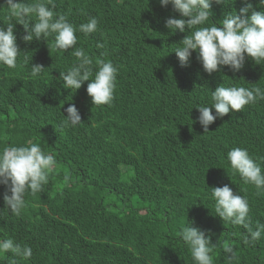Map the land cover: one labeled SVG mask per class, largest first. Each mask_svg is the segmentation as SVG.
<instances>
[{
	"label": "trees",
	"instance_id": "1",
	"mask_svg": "<svg viewBox=\"0 0 264 264\" xmlns=\"http://www.w3.org/2000/svg\"><path fill=\"white\" fill-rule=\"evenodd\" d=\"M249 3L264 10L259 0ZM53 4L77 29L97 18V31H77L74 47L94 65L112 62L116 87L110 106L92 105L87 81L75 93L63 89L59 76L77 62L73 49L53 51V37L25 44L23 27L15 25L17 67H0V150L31 142L58 161L43 191L25 195L20 216L5 207L0 185V239L33 251L17 264H193L178 236L187 223L210 237L214 264H225L226 255L235 257L233 264H264V233L244 244L246 230L216 217L208 198L210 188L228 185L248 200L253 230L264 224V193L231 175L226 159L234 147L246 148L264 172V100L217 119L209 132L192 123L193 107L210 106L219 84L264 88V65L246 59L237 73L224 67L209 76L193 53L181 67L174 50L187 33H169L165 21L180 16L158 0ZM243 6L240 0L213 4L212 22ZM5 16L0 10V26L6 27ZM31 65L44 68L37 78L29 75ZM70 105L81 117L76 125L65 122Z\"/></svg>",
	"mask_w": 264,
	"mask_h": 264
},
{
	"label": "clouds",
	"instance_id": "2",
	"mask_svg": "<svg viewBox=\"0 0 264 264\" xmlns=\"http://www.w3.org/2000/svg\"><path fill=\"white\" fill-rule=\"evenodd\" d=\"M240 2L244 6L239 13L226 12L217 24L211 19L212 5L231 4L235 0H158L161 7L171 5L172 10L180 16L179 19L169 17L165 21L169 33H187L174 50L181 67L188 66L193 53L209 76L224 67L237 73L244 67L246 59L255 65H264V10H253L249 0ZM258 6L264 9V0H259ZM0 10L6 13L8 21L6 27L0 26V67H17L21 51L14 31L15 25H21L26 33L21 37L25 44L53 37V51L63 53L73 49L71 55L77 62L66 72H60L59 79L63 89L75 93L87 81L86 94L92 105L110 106L116 87L117 68L104 59H97L94 65L93 59L82 47H74L77 44V31L85 36L97 31V18L90 17L77 29L65 15L55 11L53 0H4L0 4ZM97 47L102 48L103 45L98 44ZM30 67L29 75L32 78H37L44 70L41 65ZM262 100L264 88L260 86L219 84L211 91L210 106L193 107L197 109L198 116L192 123H199L204 133L209 132V126L217 119L230 112H240L245 106ZM65 111L67 124L80 123L81 117L75 105H70ZM226 159L231 175H238L245 185L254 186L257 194L264 193V172L260 163L249 155L246 148L234 147L227 153ZM57 166L56 156L42 151L36 143L3 147L0 150V185L5 187L3 201L8 211L20 216L26 206L25 195L43 191ZM210 190L208 198L214 202L215 216L224 223L246 230L241 233L244 244L259 241L264 233V224H257L253 230L249 221L248 200L242 195L234 194L228 185ZM178 236L190 252L193 264H214L212 254L215 245L204 231L187 223L180 229ZM225 252L232 253V248H225ZM8 253H11V257L6 256ZM32 255L31 247L16 243L12 238L0 239V259H7V264H17L16 258L27 261ZM234 260L233 255H226L225 264H233Z\"/></svg>",
	"mask_w": 264,
	"mask_h": 264
}]
</instances>
